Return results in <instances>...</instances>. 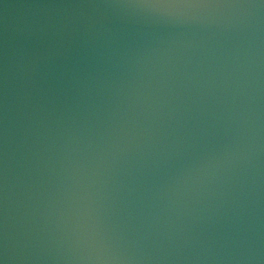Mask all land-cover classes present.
I'll list each match as a JSON object with an SVG mask.
<instances>
[{"label":"water","instance_id":"obj_1","mask_svg":"<svg viewBox=\"0 0 264 264\" xmlns=\"http://www.w3.org/2000/svg\"><path fill=\"white\" fill-rule=\"evenodd\" d=\"M0 264H264V0H0Z\"/></svg>","mask_w":264,"mask_h":264}]
</instances>
